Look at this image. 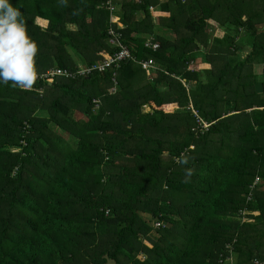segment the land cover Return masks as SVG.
I'll return each mask as SVG.
<instances>
[{"label": "trees", "instance_id": "1", "mask_svg": "<svg viewBox=\"0 0 264 264\" xmlns=\"http://www.w3.org/2000/svg\"><path fill=\"white\" fill-rule=\"evenodd\" d=\"M10 2L39 51L0 82V264L263 260L264 0ZM111 28L133 60L40 78L109 59Z\"/></svg>", "mask_w": 264, "mask_h": 264}, {"label": "clouds", "instance_id": "2", "mask_svg": "<svg viewBox=\"0 0 264 264\" xmlns=\"http://www.w3.org/2000/svg\"><path fill=\"white\" fill-rule=\"evenodd\" d=\"M38 51L20 11L10 0H0V82L31 88L38 76Z\"/></svg>", "mask_w": 264, "mask_h": 264}, {"label": "built area", "instance_id": "3", "mask_svg": "<svg viewBox=\"0 0 264 264\" xmlns=\"http://www.w3.org/2000/svg\"><path fill=\"white\" fill-rule=\"evenodd\" d=\"M105 6L110 13V22L113 24H118V17L115 16V4L113 0H106ZM120 27V25H118ZM108 41L109 44L117 48V50L113 53V55L106 60H103L98 66H93L91 69L90 68H84L83 66L78 65V70L76 72H71L66 69H60V68H53L45 73H43L40 78L44 80H52L54 78H65V79H73L77 78L80 76H84L86 74L91 73V70H95L97 72H102L107 68H110L112 66L118 67L120 63H123L127 60H133L131 57V54L129 50L122 45L120 42L121 35L118 33L117 29H109L107 33ZM146 47L151 49L152 51H156L158 49V44L153 42L152 39H148L146 42ZM139 65L147 74H150L153 72L155 69L154 62L152 59H147V60H142L140 61ZM198 127L201 129L207 130L209 127V124H206L204 122H201L200 120L197 121ZM258 178L255 179L253 186H255L258 183ZM107 214V212H106ZM155 228L160 227L159 223H156ZM226 255H220V259L218 261L219 264H235L233 261V256H232V248L230 246L226 247ZM223 256V257H222ZM222 257V258H221ZM250 264H264V259L263 260H258V259H253Z\"/></svg>", "mask_w": 264, "mask_h": 264}, {"label": "rangeland", "instance_id": "4", "mask_svg": "<svg viewBox=\"0 0 264 264\" xmlns=\"http://www.w3.org/2000/svg\"><path fill=\"white\" fill-rule=\"evenodd\" d=\"M247 50H248V47L245 46V47L243 48V53L240 54V57H244V56H245V53L247 52ZM256 69L261 70L260 65L257 66ZM109 264H110V263H109Z\"/></svg>", "mask_w": 264, "mask_h": 264}]
</instances>
